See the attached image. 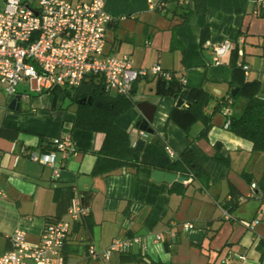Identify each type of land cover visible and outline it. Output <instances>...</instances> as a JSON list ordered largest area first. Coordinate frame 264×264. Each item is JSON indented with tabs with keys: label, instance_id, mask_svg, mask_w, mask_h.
<instances>
[{
	"label": "crops",
	"instance_id": "1",
	"mask_svg": "<svg viewBox=\"0 0 264 264\" xmlns=\"http://www.w3.org/2000/svg\"><path fill=\"white\" fill-rule=\"evenodd\" d=\"M157 1L104 0L105 11L112 17L105 34L106 55H126L136 69L158 65L184 78L185 86L202 88L222 99L230 95L229 61L236 49L237 64L248 68L247 80L260 82L264 96V57L260 56L264 7L256 8L253 0H183L177 8L166 4L154 9ZM4 3L0 0V11ZM222 40L231 41L233 48L217 66L213 45ZM157 79L148 75L133 86L135 101L155 107L153 133L142 139L139 159L145 165L105 174H93L104 134L72 128L78 104L72 100L66 107V99L58 96L66 93L30 92V85L21 83L18 110L11 111L10 99L0 85V129L17 132L15 138L0 135V255L10 248L8 237L17 229L26 233L28 243H39L45 225L56 218L58 201L72 194L70 203L89 207L90 214L74 225L65 242L67 264H134L121 263L120 255L106 263L90 259L87 253L90 245L100 251L114 240L130 237L142 239V247L136 245L129 252L140 259L139 264H264L258 248L264 241V200L249 197L251 183L263 190L264 153H254L251 142L229 132L224 115L218 112L207 137L191 145L211 177L207 189L187 180L157 181L154 171L169 173L166 168L173 158L168 150L178 156L202 128L201 123L193 124L186 134L170 119L176 102L156 94ZM244 104V99L236 100L231 115L241 113ZM140 118L135 106L116 120L129 131L133 143ZM63 135L70 136L76 155L54 180L48 167L29 160L28 155L49 151L47 142ZM216 144L228 164L213 159ZM230 186L241 200L226 218L219 205L230 200ZM253 221L258 224L247 228L246 223ZM184 224L192 228L182 230ZM156 235L161 239L156 240ZM239 255H245V260Z\"/></svg>",
	"mask_w": 264,
	"mask_h": 264
},
{
	"label": "built area",
	"instance_id": "2",
	"mask_svg": "<svg viewBox=\"0 0 264 264\" xmlns=\"http://www.w3.org/2000/svg\"><path fill=\"white\" fill-rule=\"evenodd\" d=\"M253 2L258 9L264 7V0ZM32 3H36V8ZM104 6V0H5L0 11V85L7 98L18 95L21 83H28L30 92L67 94L83 84L91 87L102 80L109 92L128 96L140 78L151 75L169 80L171 74L158 65L136 69L126 55L105 54V34L112 17ZM232 48L229 40L213 45L214 65H221ZM243 70L248 68L243 66ZM180 81L185 83L184 78ZM222 114L227 118L226 127L231 107H225ZM146 136L139 130L133 146ZM51 147L50 151L32 152L28 158L48 167L52 179L58 180L76 150L68 135L52 139ZM168 153L171 158L176 157L171 150ZM261 196L257 184L251 183L249 197L260 200ZM89 214V207L72 201L64 218L45 225L37 244L28 243L26 233L15 230L8 237L10 248L0 255V264H67L63 256L65 242L74 225ZM223 214L228 218L227 212ZM256 224L258 221L246 223V227L252 229ZM181 228L188 230L192 225L184 224ZM171 236L174 238L175 233ZM155 238L161 239L159 235ZM136 245L142 247L140 237L123 238L100 251L90 245L87 253L90 259L108 263L113 256L127 254ZM239 258L245 260V255Z\"/></svg>",
	"mask_w": 264,
	"mask_h": 264
},
{
	"label": "trees",
	"instance_id": "3",
	"mask_svg": "<svg viewBox=\"0 0 264 264\" xmlns=\"http://www.w3.org/2000/svg\"><path fill=\"white\" fill-rule=\"evenodd\" d=\"M182 3L183 0H158L154 9L164 8L166 4H173L174 8H177ZM260 56L264 57V48ZM237 59V51L234 49L229 61V65L232 68L229 89L230 92L233 89H238L234 98H230L229 95L222 99H215L202 88L185 86L181 83L180 78L173 73H170L171 78L169 80L159 77L156 82V94L159 97L170 96L175 102L178 98H181L188 105L187 107H174L170 113V119L186 134H188V130L193 124H202L198 135L190 140L189 146L173 158L172 163L166 168L169 173L183 177V181L189 180V184L197 183L202 190L207 189L208 184L211 182V177L198 161L191 149V145L194 140L205 139L211 127L213 115L218 112L222 113L227 106L232 107L236 100L241 98L245 100L243 110L239 114L231 115L228 118V126L225 128L237 137L251 142L254 153H264V96L260 95V82L258 80H247L243 65L242 63L238 65ZM133 86L128 96L117 93L111 94L105 89L103 81L98 80V82L91 85V88L94 89L91 101L77 105L72 128L87 129L104 134L102 146L96 152L97 158L93 174H105L121 168H136L145 165L139 159L140 152L133 146L129 131L121 129L116 124V120L119 117L138 103L133 99ZM74 93H67V96L73 100ZM211 103H214V106L211 112L207 113V108ZM225 119L227 120V118ZM0 135L15 138L17 132L0 129ZM51 142L52 140H49L46 145L49 151L52 150ZM219 150L220 146L216 144L213 159L219 163L228 164V159L223 157ZM172 185L178 186L179 183H173ZM260 187L263 189L260 190L258 188V193L262 194L260 200H264V173L260 180ZM229 194L231 196L230 200L219 205L227 213H230L232 208H235L241 200L236 190L231 186ZM71 195L65 200L58 201L55 220L61 219L67 212ZM258 248L261 256L264 257V241L259 243ZM120 262L139 264L140 259L136 255L127 253L120 255Z\"/></svg>",
	"mask_w": 264,
	"mask_h": 264
},
{
	"label": "water",
	"instance_id": "4",
	"mask_svg": "<svg viewBox=\"0 0 264 264\" xmlns=\"http://www.w3.org/2000/svg\"><path fill=\"white\" fill-rule=\"evenodd\" d=\"M94 92V89H92L89 85L83 84L81 85L74 93L73 96V102H75L78 105L89 103L92 99L91 95ZM238 92V89H233L230 92V98H234ZM20 102V97L18 95L11 97L8 109L11 111H17L18 106ZM184 102L181 98H178L175 107L180 108L184 106ZM188 106L187 104H185ZM136 109L140 112L141 118L136 122V127L140 131H144L147 134H152L153 130L150 128V124L153 121V115L155 112V107L151 105L148 102H139L136 104ZM145 142L143 140H139L137 142V145L135 149L140 152L144 146ZM153 177L157 181H165L168 183H172L173 181L182 182L184 180L183 177H178L177 175L171 174V173H165L161 171H154Z\"/></svg>",
	"mask_w": 264,
	"mask_h": 264
},
{
	"label": "rangeland",
	"instance_id": "5",
	"mask_svg": "<svg viewBox=\"0 0 264 264\" xmlns=\"http://www.w3.org/2000/svg\"><path fill=\"white\" fill-rule=\"evenodd\" d=\"M36 3H32V7H34V8H36ZM73 93V91H71V93L70 94H72ZM111 94H114V92H110ZM58 96H60V97H64V99H66L65 100V103H66V107H68L71 103H72V100H71V98L69 97V96H66V95H64V94H59ZM66 97V98H65ZM61 98V99H62ZM60 99V98H59Z\"/></svg>",
	"mask_w": 264,
	"mask_h": 264
}]
</instances>
